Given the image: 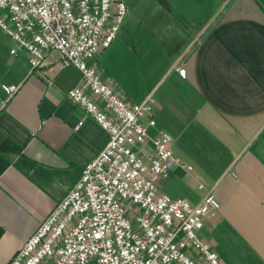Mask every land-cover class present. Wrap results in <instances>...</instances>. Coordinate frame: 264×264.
<instances>
[{
	"label": "crops",
	"instance_id": "1",
	"mask_svg": "<svg viewBox=\"0 0 264 264\" xmlns=\"http://www.w3.org/2000/svg\"><path fill=\"white\" fill-rule=\"evenodd\" d=\"M152 1L159 22L138 31L153 43L126 25L92 63L128 104L149 99L148 137L169 134L172 156L191 167L169 169L184 178L172 198L195 203L211 191L218 202L202 220L200 241L224 264H264V0H214L211 11L204 0L198 23L192 0L170 8L169 0ZM154 46L158 70L148 56ZM12 48L0 30V85H18L11 96L0 88V264L107 139L65 95L79 81L75 67H58L50 51L47 64L30 71L26 53Z\"/></svg>",
	"mask_w": 264,
	"mask_h": 264
},
{
	"label": "built area",
	"instance_id": "2",
	"mask_svg": "<svg viewBox=\"0 0 264 264\" xmlns=\"http://www.w3.org/2000/svg\"><path fill=\"white\" fill-rule=\"evenodd\" d=\"M125 10L124 0H0V30L26 53L29 70L44 67L50 51L58 54V67H75L79 81L65 95L107 133L4 264H224L198 238L203 218L218 209L211 191L195 203L158 191L157 179L173 165L191 167L172 156L169 134L157 129L148 137L149 99L128 104L92 63ZM0 88L11 96L18 85Z\"/></svg>",
	"mask_w": 264,
	"mask_h": 264
},
{
	"label": "rangeland",
	"instance_id": "3",
	"mask_svg": "<svg viewBox=\"0 0 264 264\" xmlns=\"http://www.w3.org/2000/svg\"><path fill=\"white\" fill-rule=\"evenodd\" d=\"M125 1V5H126V10L124 15L122 16L121 22L118 25L117 28V32L115 35V40L120 39L121 38V29L122 27L124 28V26L128 25L125 30H127V32H130V34L133 33L134 36H137L140 34V37L142 39H144V41H150V43L152 44V35H150V37L146 36L145 37V33L143 32V29H145L146 27H148V25L154 23V21L156 20V22L158 23L159 20L158 18L153 16V9L157 8L155 6V3L152 0H124ZM183 1H174V0H169L167 3V7H174L177 6V3H181ZM207 1L204 0H192V9L194 10V22H203L205 20V16L200 12L199 9L202 8V4ZM158 3V2H157ZM213 3L214 0H208L207 3V8L209 9V11H211L213 9ZM205 4V3H204ZM206 6V4H205ZM166 22L162 21V24H165ZM144 26V27H143ZM143 27V29L140 31H138L139 29H141ZM128 28V29H127ZM123 31V30H122ZM133 31V32H132ZM131 44V42H130ZM151 54L148 55L150 58V62H151V69L155 66L158 70L159 67L161 66V60H155L156 59V50L157 48L154 46L151 49ZM148 59V58H146ZM155 62V65H154ZM152 76V78L154 77V72L150 75ZM150 81V80H149ZM170 172L168 171L166 173V175L164 177H160L157 179V183H159L162 186V193L166 194L168 197L170 196V198L175 197L176 193H181L182 191H180V186L178 187V183H180L181 181H183L184 178L181 177H177L179 179V182L177 183V178H172V176H170ZM184 177V176H183Z\"/></svg>",
	"mask_w": 264,
	"mask_h": 264
}]
</instances>
